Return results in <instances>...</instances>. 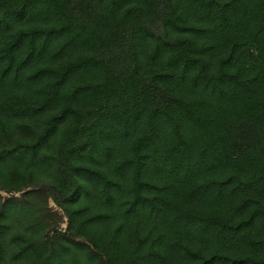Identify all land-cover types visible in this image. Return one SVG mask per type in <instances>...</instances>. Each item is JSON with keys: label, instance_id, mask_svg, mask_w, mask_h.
<instances>
[{"label": "trees", "instance_id": "1", "mask_svg": "<svg viewBox=\"0 0 264 264\" xmlns=\"http://www.w3.org/2000/svg\"><path fill=\"white\" fill-rule=\"evenodd\" d=\"M0 264H264V0H0Z\"/></svg>", "mask_w": 264, "mask_h": 264}]
</instances>
